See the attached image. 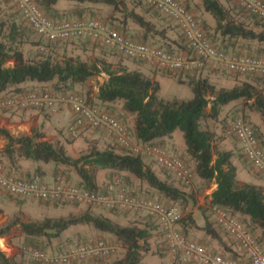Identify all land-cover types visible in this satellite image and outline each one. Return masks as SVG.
<instances>
[{"label":"trees","instance_id":"16d2710c","mask_svg":"<svg viewBox=\"0 0 264 264\" xmlns=\"http://www.w3.org/2000/svg\"><path fill=\"white\" fill-rule=\"evenodd\" d=\"M32 1L47 19L51 21L59 20V18L54 17L57 10L52 11V9H57V5L63 0ZM64 1L79 7V11H75L76 19L82 18L81 16L89 10L86 7L89 8L93 5L109 6L114 12L118 11L121 14L122 18L118 21L121 26L124 27L126 22L130 20L144 31L145 37L147 34L156 31L155 25L151 21L145 19L134 6L129 7L123 0ZM136 1L143 3L141 0ZM197 1H199L202 11L214 20V31L218 34L222 43L226 41L239 42L246 45V48L252 46L254 49L253 52L247 50L244 54L236 55L264 56V29L257 30L256 28L260 27L259 25L253 27L244 21L238 20L230 9L219 0ZM182 5L189 11L184 3ZM147 7L160 13L153 7ZM238 7L254 17L256 24L264 26V22L260 18L252 15L242 7ZM22 20L24 21L23 18ZM5 26L4 22H0V32ZM10 30L12 33H10L9 39L13 41L17 27L11 25ZM80 40L82 39H69L56 43L44 41L49 47L43 49L40 47L37 56L31 59L25 57L19 48L12 46L10 41L8 46L0 41V94L10 87L20 85L26 81L37 83L55 81L56 88L61 86L68 89L82 85L92 77L104 74L106 79L98 85L97 94L94 98L97 103L94 101L92 103L99 107L104 104L120 103L125 113L134 116L133 136L140 144L157 145L154 142L155 140L170 136L177 130L180 131L187 154L194 162V171L197 178L215 185L211 193L209 207H219L230 211L232 214L248 217L250 223H248L247 228L253 234V226L261 230L260 236H256L261 243L262 238H264V190L260 186L248 183L238 186L236 167L231 161L232 153L215 149L213 133L202 129L201 121L206 116L205 110L208 107L210 108L209 116L215 118L221 107L239 100L250 104L252 108L264 116V90L252 81H242L226 88L216 87L208 77H192L188 82L192 93L190 99L165 101L159 97L160 85L158 81L146 77L138 70H129L124 67L114 69L113 64L106 58L107 56L90 62L79 54L77 56L64 54L63 57L53 55L54 47L64 44L63 47L66 48L65 44H75ZM220 48L225 50L223 47ZM188 52L195 58L194 52L189 47ZM8 61H13V64L7 67L5 64ZM255 77L260 78V81L264 80L263 77ZM105 110L110 112L108 109ZM0 136H3L7 141L3 153L10 160L20 157L34 162L70 166L81 179V183L78 185L89 190H96L90 171L107 169L123 173L124 177L120 180L125 185L130 186L133 183H139V185L142 184L172 203L188 202L183 191L167 181L159 179L154 170L145 165L144 157L128 154L122 148L121 153L116 152L110 146L100 149L94 142L92 149L86 154L79 158H72L63 146L43 141L44 136L40 133L14 137L8 131L0 128ZM180 224L182 226L192 225L202 230L206 236L215 240L221 247L229 248L223 243L214 218L205 219L204 225L197 227L192 214L187 213L181 218L178 226ZM79 225H87L99 232L113 236L116 245L124 250L120 258L109 264H145L144 256L154 254L149 242L152 237L150 228L146 229L148 227L144 228L135 224L122 226L108 217L94 216L89 211H85L78 216L69 215L58 218H45L39 222H23L20 223V230L29 237L58 238L61 233L70 227ZM9 230V225L0 228V237L5 236ZM179 230L185 236L182 229L179 228ZM234 244L238 246L235 241ZM158 254H154V256ZM235 257L232 258L237 259ZM0 264H15V262L0 251Z\"/></svg>","mask_w":264,"mask_h":264},{"label":"built area","instance_id":"2783aa9c","mask_svg":"<svg viewBox=\"0 0 264 264\" xmlns=\"http://www.w3.org/2000/svg\"><path fill=\"white\" fill-rule=\"evenodd\" d=\"M11 1L21 18L47 43L86 39L114 50L126 59L151 64L167 72H201L209 67L221 68L236 75L264 78V56L236 55L221 49L210 40L194 15L178 0L141 1L158 10L178 27L187 46L195 54L192 60L164 48L137 42L98 18L51 21L38 10L32 0ZM235 2L264 22L263 0ZM0 110H36L50 115L67 112L71 117L67 128V137L70 140H77L86 131L105 133L126 153L153 159L183 187H190L194 182L195 173L183 159L158 144L138 143L127 127L112 113L93 104L79 93L54 92L41 88L10 91L0 96ZM226 134L238 141L244 158L251 167L264 175V148L253 127L239 116L229 124ZM0 189L19 199L146 213L164 234L170 264H264V249L257 237L234 214L219 207H210L215 223L235 241L244 259L224 257L188 239L179 230L182 213L176 205H164L147 198L120 179H115L107 191H93L70 183L62 173H58L51 183L38 177H16L9 174L0 162ZM114 250L115 247L105 241L96 240L73 246L56 255L38 249H30L29 254L34 262L42 264H70L88 257H108Z\"/></svg>","mask_w":264,"mask_h":264},{"label":"rangeland","instance_id":"374dc122","mask_svg":"<svg viewBox=\"0 0 264 264\" xmlns=\"http://www.w3.org/2000/svg\"><path fill=\"white\" fill-rule=\"evenodd\" d=\"M123 1H125V3L129 7L134 6L136 10L145 17V19L151 21L155 25L156 31L151 34H147V36L145 37L144 31L130 20L126 22V25L124 27L121 26V24H119L118 22L122 18L121 14L118 11L114 12L112 8L109 6L93 5L90 6L89 8L86 7V9L89 10L86 13H84L81 17L98 18L102 21H105L109 26L124 32L125 34H127L128 36H130L131 38L137 41H140L141 40L140 38H142L143 41L140 42H144L149 45L164 48L166 50L168 49L170 50V52L186 56L188 59L191 60L194 59L193 58L194 56H192V54L188 52V48H187L188 46L186 43L184 44L182 42L183 48H181L180 46L177 50L172 48L171 45L167 44L166 41H172L170 40L171 38H167L166 36L167 34L170 35V37L173 35L172 37H175L176 39H179L180 37V35L176 30V28L178 29V27L174 23L172 24L169 19L162 16L160 13L148 8L141 2H137L136 0L134 1L123 0ZM183 3L186 5V7H188L189 11L193 13L195 19L206 31L207 35L209 36L210 40H212L213 43L217 44L220 47H223L227 52H230L229 49H227V47L231 45L235 46L236 44L241 45L240 47H243L246 50L254 51L252 46H250V48H246V45H243L242 43L239 42L227 43L226 41L225 43H222L220 37L214 31V27L213 28L207 27V24L203 19V13L202 14L200 13L201 6L199 5V1L195 2L193 0H183ZM222 4H224L228 9H230V11L233 13L235 17L238 18V20L244 21L248 25L253 27H255L254 25H259L260 27L256 28L257 30L261 31L264 29V26L262 24H256V19H254V17L250 16L245 11L240 10V8L238 7L239 5L235 2V0H224ZM78 8L79 7L77 5L70 4L69 2L63 0L57 5V9L53 8L52 11L57 10L55 11L54 17L59 18V20H73L76 19L75 11L76 10L79 11ZM0 22H4L6 25L5 27H3V30L0 32V41L2 43L4 42L7 46L9 45V41H10L12 46H16L24 53L25 57L30 59L35 58L37 56L36 54L38 53L40 47L42 49L49 47L48 44L44 43V41L40 39L37 36V34L22 20L20 14L18 13L16 7L14 6L11 0H0ZM11 25H15V27H17L16 34L13 37L14 38L13 41L9 39L10 33H12L10 30ZM165 38L169 40H166ZM63 46L64 44L59 45L58 47H54L52 51L53 55H56L57 57H63L64 54L75 55V56L79 54L81 55V57L89 60L90 62H93L99 58L107 56L106 58H108V61H110L113 64L114 69H120L122 67L126 69H132L137 66L141 67L144 64L142 62L140 63L137 61L126 59L117 52H115L114 50L99 46L86 39H82L75 44L67 43L65 44L66 48H64ZM12 64L13 61H8L5 64V66L8 67L11 66ZM145 69H146L145 71L147 72L150 71V69H147V67H145ZM208 71L211 72V74L213 72L216 75H219L220 77H224L225 79H230L231 81H235L236 82L235 84L241 83L242 81H252V83L256 84L258 87L264 90V80L260 81V78L258 79L255 76L236 75L229 73L221 68L213 69L206 67L201 72L180 71L173 74L172 72L165 71V73L162 74H165V76L168 77L170 80H165L162 82L161 84L162 87L159 90V97H161L165 101H173V100L180 101L182 99L183 100L190 99L192 97V94L190 87L188 86V82L192 77L195 78L205 77L206 74H209ZM105 78L106 76L104 74H101L99 76L90 78L86 83L82 85H77L74 86L73 88H68V89L62 88L61 86L56 88V82L53 81L48 83L46 89H50L54 92H70V91L76 92L86 97L89 101L91 102L94 101L95 103H97L94 99L95 91L98 89V85H100L101 81ZM161 79H163V77ZM179 81L183 82L184 84H180ZM211 83L215 84L216 87H219L215 83V81H211ZM101 107L104 109H108L110 112L114 113L115 115L114 114L113 115L118 119L120 118V121L123 122V124L127 127V129L130 132L132 131L131 128L129 127V124H131L130 123L131 119L129 120V122H127L129 116L124 113L120 103L112 104V106H108L109 108L104 106ZM44 116L45 117L48 116V113L44 114ZM239 116H242L246 120V122H248L253 127L257 135V138L259 139L261 145L264 148V116L260 112L252 108L250 104H246L245 102L240 100L234 102L229 106L224 107V109H221L215 118L204 117L201 121V128L209 130L213 133V144L216 150L226 151L229 149L234 152L235 156L238 158L239 161L245 162L246 159L243 158V155L240 153V150L238 149L237 146L238 141L233 137L227 136L226 134V130L229 124ZM122 117H125V120L127 121H123L121 119ZM67 128L68 125L65 127V125L63 124L62 131L65 135H68ZM38 130H36L35 133H38ZM178 133L179 135L181 134L180 131ZM82 139H84V144L81 146L77 145L75 146L73 151H70L71 154L75 156L73 158H79L80 156L86 154L90 149H92L91 147L94 140L92 138H86V134L84 133L81 134V136L77 140L82 141ZM181 139L183 140L182 136ZM77 140H71V141H73L72 143H74ZM95 143L96 145H98V142ZM109 145L118 152L120 153L122 152V149L117 147L115 144L114 145L109 144ZM104 146L106 145H98L100 149L104 148ZM143 161L145 162V165L154 169V172L158 171L160 174H163V176L164 177L166 176L167 178V175H165V173H162L164 172L163 169H159L160 166L157 165V163L153 159L143 158ZM184 161L190 167L189 165L190 163L186 160ZM240 168L241 169L244 168V170H247L251 175H254L257 178L264 180L263 174L255 171L250 166V164L245 166L241 164ZM57 171H59L58 173H62L63 175H65V177H68L70 180L77 179V174L75 170L70 166L63 165V168L62 169L60 168ZM90 173L92 176L94 174V178H97V181L100 180V183H104L109 179L115 180L124 177L123 173H117L111 170L109 171L107 169L106 170L97 169L94 172L90 171ZM241 179L242 176L237 181L238 186L244 184L241 182ZM193 184L195 185V187H198L199 190L202 191L200 197L202 199L203 205H201V207L205 206L206 202L204 199L207 198L205 192L209 189H212L214 184L197 180L196 178L194 179ZM130 186L136 188L143 196L155 200L159 203H162L164 205H176L181 210L182 217L185 214L190 213L189 205L187 202L172 203L166 199L164 200V198L160 197L158 194H156V192H154L149 188H146L142 184L139 185V183H133V185ZM262 189L264 190V187H262ZM96 190L104 191V189L100 187L96 188ZM186 208L188 209L186 210ZM85 211H89L94 216L108 217L113 222L120 224L122 226L134 224L132 223L133 220L140 221L145 223L144 226L152 230V235L155 234L154 232L156 230V225L150 218L145 217V215H143L142 213H131L124 210L89 207L86 205H77L71 203H49L44 201L19 199L6 194L4 191L0 189V228L6 227L8 225L10 226L9 232L5 236L0 237V251H2L7 257L11 258L15 262V264H42V263L34 262L31 259V256L29 254L30 249L32 250L38 249L46 253L56 255L59 253H64L71 247L80 245L82 243H89V242H94L96 240H103L109 245L115 247L114 252L110 256L94 257V258L88 257L80 261L71 262L70 264H109L115 259L120 258L123 255L124 250L116 245L113 236L107 233L99 232L87 225L70 227L69 229L61 233V235L58 238H47L43 236L29 237L24 235L20 230V223L23 222H35V221L39 222L45 218H58L69 215L78 216L84 213ZM234 215L238 217L241 221H243L238 215L236 214ZM211 216L213 217L212 212H211ZM245 224L248 226V223ZM216 228L219 227L216 225ZM253 232L255 236L259 237L257 235V232H255V230ZM156 236L158 238L157 232H156ZM221 239L223 243H225V245L229 248H231L234 245V241H232V239L228 237V235L224 230L222 231ZM157 240H159L161 243L162 241L161 236H159ZM151 242H150V246L152 248V251L154 252V254H158L159 253L158 248L159 245L161 244L156 243L155 245V243H151ZM262 246L264 248V243H262ZM213 252L219 253L221 255L223 254L222 252H219L217 250H214ZM154 254L145 255L144 263L156 264L154 259L155 257H153ZM167 264H170V262Z\"/></svg>","mask_w":264,"mask_h":264},{"label":"crops","instance_id":"0c3cea01","mask_svg":"<svg viewBox=\"0 0 264 264\" xmlns=\"http://www.w3.org/2000/svg\"><path fill=\"white\" fill-rule=\"evenodd\" d=\"M179 1H181L183 3V0H179ZM193 1L197 2L196 0H193ZM219 1L221 3H223L224 0H219ZM200 10H201L200 13L201 14L203 13V19L205 20L207 27L213 28L214 27V20L212 19V17L209 16L208 14L202 12V8ZM194 12H195V10H194ZM176 30H177L178 34L180 35L179 39L172 37L173 35L171 37L168 34L166 35L167 38H171L170 40H172V41H166L167 44L171 45V47L174 48L175 50H177L180 46H181V48H183L182 44L183 43L185 44V42L183 41L184 39H183V36H182L180 30L177 28H176ZM140 39H141L140 41H142V38H140ZM166 40H169V39H166ZM240 46L241 45H239V44H236L235 46L231 45V46L227 47V49H229V51H230L229 53H232V54H244V53H246L247 50L244 49L243 47H240ZM248 53H251V52H248ZM144 65H146V66H144ZM145 67H147V69H150V71H149L150 73L145 71L146 70ZM129 70H138L142 74H144L146 77L155 79L156 81H158V83L160 85V89L162 87L161 84L163 81L170 80L168 77L165 76V74H162V73H165V71H160L158 68H156L155 66H153L151 64L144 63L143 66H141V67L137 66V67L129 69ZM153 71H155V72H153ZM174 73H177V72H174ZM208 73L209 74H206L205 77H208L209 79H211V81H215V83L219 87L230 88L236 83L235 81H231L230 79H225L224 77H220L219 75H216L213 72L211 74V72L208 71ZM162 77H163V79H161ZM105 79H103L101 81V83ZM179 83L184 84L181 81H179ZM47 86H48V83H37V82H32V81H26L20 85L10 87L4 93H1L0 96H2V94L10 92V91H17L20 89H30V88L46 89ZM96 94H97V90L95 91V95ZM184 100H186V99H184ZM235 102H237V101H235ZM233 103L234 102H232L226 106H229ZM103 106L108 107V106H112V104H104ZM226 106L221 107L220 110L224 109V107H226ZM209 111H210V108L208 107L205 110V115H206L205 117L206 118H211L209 116V114H210ZM65 113L66 112L56 114V115L48 114V116H50V117H48V116L45 117L44 114H47V113H43L41 111H36V110L23 111V112H7L4 110H0V128L8 131L14 137L22 136V135L31 136L32 133H35V131L39 129L38 133H40L44 136L42 138L43 141L45 140V141H49L55 145L57 144V145L63 146L65 148L67 154L73 158L75 156H73L70 151H73L75 146H77V145H79V146L83 145L84 139H82V141L77 140L76 142L72 143L73 141H71L67 137V135H65L63 133V131H62L63 124L66 127L71 122L70 114L69 113L65 114ZM112 114H114V113H112ZM125 114H127V113H125ZM127 115L129 116L128 121L125 120V117H122L121 119L123 121H127V122H129V120L131 119V122H130L131 124H129V127L131 128V130H132L131 132L133 134L134 116H132L130 114H127ZM118 120L120 121V118ZM178 132L179 131L177 130L173 134H171L170 136H166V137L157 139L154 142L157 143L162 148L166 149L169 153H171L175 156H178L181 159L188 161L190 163L189 164L190 167L194 171V162L190 159L189 155L187 154L185 143H183V140L181 139L182 135L181 134L179 135ZM84 134H86V138H92L94 140L93 143L98 142V145L110 146L109 144H113V145L115 144L117 147H119L115 143V141L110 136L106 135L105 133H101V132H97V131H86ZM6 142L7 141L5 140V138L3 136H0V162L3 163V165L5 166L8 173H10L16 177H21V178H25V179L38 177L47 183H51L53 178L59 172L57 170L60 168L61 169L63 168V165H56L54 163L34 162L31 160H25V159L20 158V157L10 160L3 153ZM106 146H104V147H106ZM237 146H238V149L240 150V153L243 155L239 144ZM115 151L118 152L117 150H115ZM226 151H230L232 153L231 161H232V164L236 167L237 181L242 176V179H241L242 183H248V184H253L256 186L264 187V180L259 179V178L255 177L254 175H251L247 170H244V168L243 169L240 168L241 164L244 166L249 164L248 162H246L247 160L245 162L239 161L238 158L235 156L233 151H231L229 149ZM243 158H244V155H243ZM159 169H163V168L160 167ZM104 170H106V169H104ZM163 171L164 172H162V173H165V175H167V178H166V176L164 177L163 174H160L158 171H155V173L159 179L167 181L168 183H171L172 185H174L175 187H177L178 189H180L181 191H183L186 194V198L188 199L187 203H188L189 209H190L189 211L192 214L193 220L195 221V225L197 227H202L204 225L205 219H212L213 218L211 216V210L209 207V202L211 199V193L214 190L215 185H213L212 189H209L205 192V195L207 196V198L204 199L206 202V205L201 207V205H203L202 199L200 197V195L202 194V191L199 190L198 187H195L194 184H192L190 187H183L179 182H177L167 172H165L164 169H163ZM194 173H195V171H194ZM263 177H264V175H263ZM66 178L72 184L78 185L79 183H81V179L79 178L78 174H77L76 180H70L68 177H66ZM195 178L197 180H200L199 178H197L196 174H195ZM93 182H94V185L96 186V188L100 187V188L104 189V191H107L110 189V186H112L114 179H112V180L109 179V180L105 181L104 183H100V180L97 181V178H94V174H93ZM187 209L188 208H186V210ZM142 214L145 215V217L150 218L149 216L146 215V213H142ZM236 215H238V214H236ZM238 216L245 223H250V220L248 217L240 216V215H238ZM132 223H134L137 226L146 228V226H144L145 223H143V222L133 220ZM154 224L156 225V230L154 232L155 234L152 235V237L149 239V242L152 241L151 243H155V245H156V243L161 244V245H159L160 249L158 248L159 254L156 256H153V257H155L154 259H155L156 264H167V263H169V257H168V253H167L165 237H164L162 230L159 228V226L155 222H154ZM179 228L182 229V231L185 233V236L188 239L193 240V241L197 242L198 244H203L212 251L217 250L219 252H222L225 257L232 258L233 256H236L235 258H237V259H244L242 251L235 244L231 248L225 249V248L221 247L215 240H212L208 236H206L202 230H200V229H198L192 225L182 226L180 224ZM253 228H254L255 232H257V235L260 236L261 230L255 226H253ZM146 229H148V228H146ZM220 229L223 231V229L220 227L217 228V231L219 232L220 236H222V231ZM156 232L158 234V238H159V236H161V240H162L161 243L159 240H157L158 238L156 236ZM262 243H264V238H262ZM161 254H164V255H161ZM188 264H196V263H188Z\"/></svg>","mask_w":264,"mask_h":264}]
</instances>
